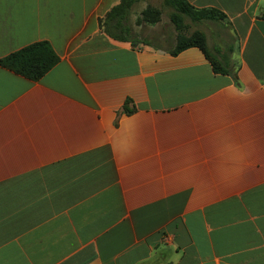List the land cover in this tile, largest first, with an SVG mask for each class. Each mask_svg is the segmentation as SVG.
<instances>
[{"label":"crops","instance_id":"0c3cea01","mask_svg":"<svg viewBox=\"0 0 264 264\" xmlns=\"http://www.w3.org/2000/svg\"><path fill=\"white\" fill-rule=\"evenodd\" d=\"M118 1L0 0V58L58 57L0 67V264H264V0H186L229 73L106 35Z\"/></svg>","mask_w":264,"mask_h":264},{"label":"trees","instance_id":"16d2710c","mask_svg":"<svg viewBox=\"0 0 264 264\" xmlns=\"http://www.w3.org/2000/svg\"><path fill=\"white\" fill-rule=\"evenodd\" d=\"M140 0H119L112 5L104 15L98 19L100 28L104 33L117 40H129L130 42L147 43L143 38H133L130 35V27L126 24L127 15L133 3ZM165 3L172 8L170 20L176 29L181 27L180 15L191 21L217 20L223 17L222 13L214 8H194L186 0H165ZM159 11L152 7L141 10L139 22H154L157 20ZM264 16V5L259 14ZM196 47L209 62L211 69L215 73H229L231 67L225 57L218 58L213 52L207 49L205 37L198 30L192 31L184 36L176 34L175 43L171 53H177L187 47ZM58 60L57 55L46 41H36L27 44L15 51L0 58V67L20 75L30 81L38 80L45 74Z\"/></svg>","mask_w":264,"mask_h":264},{"label":"rangeland","instance_id":"374dc122","mask_svg":"<svg viewBox=\"0 0 264 264\" xmlns=\"http://www.w3.org/2000/svg\"><path fill=\"white\" fill-rule=\"evenodd\" d=\"M146 7H152L159 11L157 15V20L154 22H139L141 18V10ZM172 8L165 3V0H143L135 3L130 11L129 22L139 24L131 25L130 35L134 37L144 38L147 41H153L155 33L159 34V43L162 45L166 42L175 43L176 34H181L184 36L189 35L192 31L198 30L203 33L204 37L207 39V46L211 47L212 39L217 35L219 29L214 27V25H207L204 22H193L185 16L180 15V25L179 29H176L174 23L170 20V14L172 13ZM157 24V25H154ZM145 27V28H144ZM223 43L228 42L225 34H223Z\"/></svg>","mask_w":264,"mask_h":264}]
</instances>
